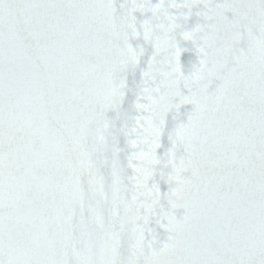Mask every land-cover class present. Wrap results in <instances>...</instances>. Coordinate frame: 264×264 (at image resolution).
I'll list each match as a JSON object with an SVG mask.
<instances>
[{
    "label": "snow or ice",
    "instance_id": "obj_1",
    "mask_svg": "<svg viewBox=\"0 0 264 264\" xmlns=\"http://www.w3.org/2000/svg\"><path fill=\"white\" fill-rule=\"evenodd\" d=\"M0 264H264V0H0Z\"/></svg>",
    "mask_w": 264,
    "mask_h": 264
}]
</instances>
